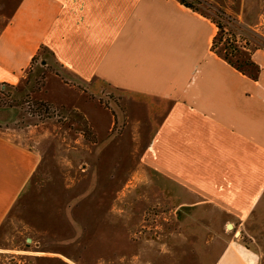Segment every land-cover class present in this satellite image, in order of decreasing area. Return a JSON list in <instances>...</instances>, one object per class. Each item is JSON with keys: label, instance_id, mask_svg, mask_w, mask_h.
Listing matches in <instances>:
<instances>
[{"label": "crops", "instance_id": "crops-1", "mask_svg": "<svg viewBox=\"0 0 264 264\" xmlns=\"http://www.w3.org/2000/svg\"><path fill=\"white\" fill-rule=\"evenodd\" d=\"M215 34L177 0H19L0 28V84L45 49L64 85L122 97L143 150L124 188L138 177L153 205L182 209L141 264L264 263V52L251 80L211 51ZM42 160L0 136V227Z\"/></svg>", "mask_w": 264, "mask_h": 264}, {"label": "rangeland", "instance_id": "rangeland-1", "mask_svg": "<svg viewBox=\"0 0 264 264\" xmlns=\"http://www.w3.org/2000/svg\"><path fill=\"white\" fill-rule=\"evenodd\" d=\"M187 1L206 15L219 10L233 20L225 33L231 30L247 49L242 60L264 52V0ZM18 2L0 0V28ZM49 59L39 50L17 84L0 86V136L43 157L0 227V264L145 263L137 257L142 243L162 240L182 209L153 205L152 192L135 186L138 177L124 188L143 150L126 127L122 97L102 86L80 94L64 85ZM259 213L263 218L264 205ZM241 243L254 244L246 237Z\"/></svg>", "mask_w": 264, "mask_h": 264}, {"label": "trees", "instance_id": "trees-1", "mask_svg": "<svg viewBox=\"0 0 264 264\" xmlns=\"http://www.w3.org/2000/svg\"><path fill=\"white\" fill-rule=\"evenodd\" d=\"M182 6L199 13L201 16L208 18L216 27V34L212 39L211 51L220 58H222L229 66L238 71L244 76H247L251 80H258L260 74V67L251 60V54L245 59H241V50H247L244 46H238L235 40L234 34L231 30L228 34L225 33L226 26L233 20L227 16L224 12L216 10L214 16H209L203 13L196 5L188 2L187 0H177ZM196 4L200 5L202 0H193ZM247 30V29H246ZM228 35L230 38L229 43L224 44L222 48L219 47V43L223 40V36ZM220 48V49H219ZM37 55L33 57L31 62L33 63ZM235 57V59H233ZM245 57V56H244ZM0 86H7L6 84H0ZM35 104V103H34ZM38 104V103H36ZM45 109L50 110V107L46 104H41Z\"/></svg>", "mask_w": 264, "mask_h": 264}]
</instances>
